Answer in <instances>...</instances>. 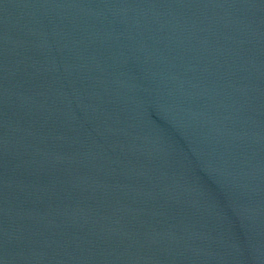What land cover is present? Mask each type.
<instances>
[{"label":"water","instance_id":"water-1","mask_svg":"<svg viewBox=\"0 0 264 264\" xmlns=\"http://www.w3.org/2000/svg\"><path fill=\"white\" fill-rule=\"evenodd\" d=\"M0 264H264V0H0Z\"/></svg>","mask_w":264,"mask_h":264}]
</instances>
